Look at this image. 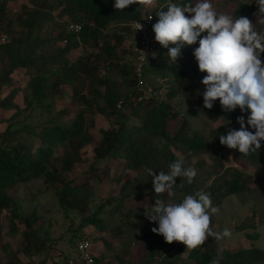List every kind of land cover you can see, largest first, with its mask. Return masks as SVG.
Instances as JSON below:
<instances>
[{
    "label": "trees",
    "instance_id": "16d2710c",
    "mask_svg": "<svg viewBox=\"0 0 264 264\" xmlns=\"http://www.w3.org/2000/svg\"><path fill=\"white\" fill-rule=\"evenodd\" d=\"M29 1L31 6L22 3L14 18L5 19L8 0H0V34L5 33L10 38L7 43L0 44V94L4 87H10L7 94L0 98V107L14 108L10 119H17L24 111H27L26 117L29 119L37 108L53 113L35 124L22 123L20 127H15L14 123L8 122L1 136L0 219L4 212L9 224L8 231L20 233L23 241L20 251L28 255L29 259L24 262L18 251H11L4 245L0 246L5 255L0 257V264H47L46 259L35 263L32 261L35 255L45 252L49 247L47 238L39 233L45 220L31 207L35 195L17 199L9 194V189L14 185L27 184L37 178H42L47 186L53 188L56 205L61 210L79 216L80 225L91 224L99 233L108 230L112 238L131 235L132 239L141 243L143 252L138 264H154L158 257V264H210L213 259H217L219 264H264V248L254 245L218 251L216 241L211 240L192 250L180 242L168 244L162 236L151 231L158 225L150 222L145 215L151 211L156 199L166 202L169 197H173L172 200L181 201L184 196L195 195L198 191L208 194L214 207L230 195H235L241 202L264 195V188L259 190L256 187L258 191H254L249 187L252 180L250 175L244 174L237 167L222 166L220 161L222 153L219 151L223 145L219 142V136L226 134L228 130H239L238 117L243 116L246 130L254 133L255 130L246 123L250 112L246 110L239 114L237 108L225 120L219 100L214 102L212 109L204 108L202 93L194 98L188 113L198 116L200 113L220 111L219 115L225 118L210 131L215 146L214 153L209 156L211 164L205 163L203 158L196 163L202 167L208 166L204 169L206 175L198 176L197 173L191 184L186 183L185 178L177 177L174 196L154 192L153 177L148 176L146 168L153 169L156 174L160 171L167 173L169 164L177 160H182V166L188 168L186 161L174 151L176 148L210 153L205 136L192 128L186 115L180 114L179 124H175L170 133L167 129L169 121L179 116L169 99L175 96L187 99L197 90L193 79L203 73L199 71L193 56L198 43L184 46L175 64L167 56L168 49L157 43L154 50L156 55L146 69L150 68L158 74L168 71L175 84L169 87L165 99L154 96L138 99L143 92L136 87L137 76L133 63L131 60H124V49L121 50V55L116 51L117 44L123 41L124 33L131 30V22L143 17L138 4L116 10L113 6L115 0ZM227 1L231 0H223L219 3L220 6L217 5L215 11L218 14L248 18L249 13L258 9L256 0H250L249 3L236 0L233 9L227 13L219 8H224ZM169 2L177 5L190 3L194 6L192 0H168L167 3ZM53 10H57L55 15L52 14ZM185 15L190 17L189 13ZM53 16L57 18L53 24L59 26V29L54 35L45 36L44 23L52 20ZM157 20L158 17H155L153 24ZM72 23H78L80 29L70 30L68 26ZM110 24L118 25L119 28H112L108 32ZM17 26L16 31L14 28ZM48 42L49 49L46 50L44 45ZM95 48H98L97 53L92 52ZM73 49L79 50L75 56L71 55ZM86 50L90 52L85 53ZM101 60L106 64L103 65L102 75H99ZM177 62H184L185 67ZM15 71L22 73V77L27 76L22 89L25 90L22 107L13 99L21 91L19 87L12 86ZM116 75L120 81L115 78ZM66 88L70 91L71 104L79 107L74 109L72 117H66L61 122L59 118L69 115L71 107L64 106L55 111L52 107L54 98ZM119 101H122L121 107H117ZM94 113L114 118L106 128H100L97 135L91 132L87 122V117ZM17 130L32 135L33 140L30 143L8 140L7 136H12ZM167 135H171L174 150L167 145L161 146L160 158L153 162L150 153L153 146L149 138H165ZM89 144H93L94 161L88 167V173H102L106 176L107 168L100 171L98 166L109 159H124L126 170L133 172L132 177H114L118 185L117 196L107 197L95 207L91 204L87 181L78 183L73 178L66 177L74 164L81 160L83 147ZM242 156L254 165L261 164L264 169V141L261 142L259 152ZM139 197L144 198L142 203L136 206L124 205L126 200ZM255 213L257 212L252 209L250 217L236 225V231L246 232L247 239L250 240L257 238L251 231H255L257 225L264 226V207L258 213L257 220L254 218ZM210 217L211 225L212 213ZM20 226L23 228L20 229ZM101 237L100 235L99 238ZM103 243L108 250L113 248L110 242L103 240ZM121 244L130 246L129 241ZM99 255H94L95 264H106ZM117 261L118 264H127L119 256ZM49 264L57 263L51 261Z\"/></svg>",
    "mask_w": 264,
    "mask_h": 264
},
{
    "label": "rangeland",
    "instance_id": "374dc122",
    "mask_svg": "<svg viewBox=\"0 0 264 264\" xmlns=\"http://www.w3.org/2000/svg\"><path fill=\"white\" fill-rule=\"evenodd\" d=\"M193 4L199 2V0H192ZM223 0H210L212 3L214 9H216L217 5L220 6V2ZM236 0L227 1V4H225L224 8L219 7L221 10L227 12L231 11L233 9V6L235 5ZM244 3H249L250 0H241ZM167 3L168 0H157V4L155 7L151 8H145L143 6L139 7L141 13L143 14V17L145 16H151L152 19H154L156 16V11L161 10V6H163ZM27 4V6H31L29 0H8V2L5 5V19L7 17H15V14L19 12V8L21 7V4ZM30 4V5H29ZM57 10H53L52 14H56ZM228 13V12H227ZM258 9L249 13L248 19L254 23V26L258 32L264 33V24H260L257 22V14ZM54 18L48 22L44 23V31L43 34L45 36H48L49 34L54 35L58 29L59 26H56V24H53V21H57V18L53 16ZM4 18V16H3ZM70 25V24H69ZM68 26V25H67ZM69 28V26H68ZM108 32L113 30H117L119 28L118 25H112L110 24L108 26ZM16 31L18 29V26L14 28ZM70 29V28H69ZM133 31L130 30L127 33H124V38L121 43L117 44L116 51L121 53V50L124 49L126 51L124 56V60H131L133 63V55L131 50L129 49V41H135L136 37L132 34ZM134 38V39H133ZM8 37V41H9ZM7 41V42H8ZM6 42V43H7ZM156 42V48H157ZM49 42L44 45L46 47V50L49 48L47 47ZM132 47V46H131ZM43 48V47H40ZM98 48H95L92 50L93 53H97ZM79 52L78 49H73L71 52V55L75 56ZM90 52V50H86L85 53ZM154 53H156L154 51ZM69 55V56H71ZM156 55V54H155ZM132 58V59H131ZM261 60L264 61V53H261ZM186 62V61H184ZM184 62H177L182 67H185ZM106 64V62L99 61V75H102V72L104 71L103 65ZM188 66V65H187ZM115 74V73H114ZM14 75V82L12 83L13 87H19L21 91L17 92L15 97L13 98L15 103L18 104L20 107L23 106V96L25 93L24 84L25 80L27 79V76L22 77V73H19V71H15L13 73ZM206 75V73H202L200 77H197L196 79H193L194 84L197 86V90H195V94L189 98H185L183 96H175L171 99H169V102L173 105V107L178 111L179 116H176L175 118H172L169 121V125L167 127L169 133L170 130L173 128V126L176 124H179L181 120V115H186L191 123L192 128L197 129L200 131L202 135L205 136V139L209 145V151L210 153H205L203 151H197L192 152L185 148H176L175 150L172 148L173 144H171V135H167L165 138L157 137V136H151L150 142L153 146L151 150V157L153 159V162H156L160 158V151L161 146L167 145L170 149L172 148L182 159L186 161L189 167L195 168L196 172L198 173V176H205V171L208 166L204 165L199 166L197 165V161L199 159L205 160V163H210L211 160L209 156H211L215 151V146L213 142V138L211 135V129L216 127L218 124L224 121L225 118H222V116L219 115V112H214L211 114L207 113H200L198 116H192L188 113L189 107L192 106L194 98L197 96V94L203 93L205 90V86L201 83L203 77ZM115 78L120 81V78L116 75ZM146 83L148 84V87L155 88L156 90H159V93L157 98H163L165 99V95L169 89L170 86L175 84L174 78L172 74H169L168 71H166L164 74H158L155 73V71L151 70L150 68L146 69L145 77H144ZM10 87H4L0 94V98L4 97L7 92L9 91ZM123 89V86H122ZM70 91L66 88L62 92L61 95L56 96L54 98V106L52 107V110H58L62 107H71V111L69 112V115L62 116L59 118L61 122L69 117H72L74 109L79 107L78 105H72L70 101ZM14 111V108H1L0 107V140L1 136L4 133V129L7 126L8 122L14 123L15 127H20L22 123H36L38 121L45 120L48 116H50L53 111L46 112L42 108H37L32 112V115L28 119L26 117L27 111H24L22 114H20L17 119L13 118L10 119L12 113ZM236 111V110H235ZM239 114L242 112L240 110ZM231 112H224V115L226 116L227 120L230 116ZM224 116V117H225ZM10 119V120H9ZM18 119H21L18 121ZM113 116L101 115L98 113H94L92 116L87 117V122L89 125V128L91 129V132L95 135L98 134V130L100 128H106L111 121H113ZM136 120V119H135ZM138 120V119H137ZM8 140L13 141H19V142H25L30 143L33 140L32 135L28 134L25 131L17 130L12 136H7ZM93 144H89L81 150V160L74 164L71 171L66 175L67 178H73L76 182L80 183L82 181H87L88 186L90 188V199L91 204L93 207L98 205L99 203L103 202L107 197L110 196H117L118 192V185L116 184L114 177L118 175H127L128 177L133 176V172L131 170H126L124 167V159H109L107 162H101L98 166L100 171L107 168L108 173L106 176L101 174H91L88 173V167L92 164L94 161V155L92 151ZM222 153L221 158V165L222 166H233L240 168L243 170V173L246 175H250L252 177L251 182L249 183V187L253 189L254 191H258L256 187L260 189L264 188V169L261 164H252L249 161H247L242 154L237 149H228L226 146H223L220 151ZM102 176V177H101ZM263 193V192H261ZM9 194H11L14 197H17V199H21L23 197H27L29 195H35V198L33 199L31 203V207H34L37 211V213L40 215L41 218L45 220V222L42 225V228L39 229V233L42 236H45L47 238V243L49 245L48 250H46L43 253H40L39 255H35V257L32 259L34 263L36 261L44 260L46 259L47 262H56L57 264H66L68 260H77V250L75 249V243L77 239L80 237V235H86L90 238L92 241V252L94 255H100L102 262L106 264H118V256L123 259V262H131V264H138L142 257V250L143 247L141 243L137 242V240L132 239L131 235H125L121 238H112L108 234V230L104 232H100L95 229L91 224H79V216H77L73 212L63 211L56 205V196L54 194L53 188L46 185V182L43 181L42 178H37L35 181L29 182L27 184H17L14 185L11 189H9ZM173 197H169L166 202L168 201H175L179 202L176 199H173ZM144 201V198H131L129 200L125 201V206H136L139 203H142ZM219 211L217 213H212L213 222L210 225V228L213 232L221 233L224 229H229L231 231V236L226 237L221 240H216L214 237H208L206 241H216L218 245V251H220L223 248H227L229 250H234L239 247H249L250 245H254L259 248H264V226L257 225L255 231H251L252 234L256 235L257 238L253 239H247V233L236 231V225L240 223L241 221H244L245 219L250 217L251 210L254 209L257 213L254 214L255 220H257L258 213L261 212L262 208L264 207V195L257 198L251 197L250 200L246 202H241L235 195L226 196L222 203L217 206ZM39 223V222H38ZM37 223V224H38ZM36 224V225H37ZM8 220L4 216V212L2 213V218L0 219V246L7 245L11 251H18L20 253V256L24 262H27L29 259L25 254H22L20 251L21 245H22V239L20 236V233H10L8 231ZM35 225V226H36ZM23 227L20 226V229ZM20 231V230H19ZM100 235L102 236L101 238ZM162 236V235H160ZM163 237V236H162ZM103 240H106L110 242V245L113 246L112 249L105 248V244L103 243ZM129 241L130 246L122 245V242ZM205 241V242H206ZM183 256L185 253L182 254ZM4 252H2L0 248V257L3 258ZM158 257L155 260L154 264L159 263Z\"/></svg>",
    "mask_w": 264,
    "mask_h": 264
},
{
    "label": "clouds",
    "instance_id": "9594fccd",
    "mask_svg": "<svg viewBox=\"0 0 264 264\" xmlns=\"http://www.w3.org/2000/svg\"><path fill=\"white\" fill-rule=\"evenodd\" d=\"M133 4L151 8L156 6L157 0H115L113 6L116 10H123ZM256 4L257 22L264 24V0H256ZM155 13L158 20L152 26L154 39L168 49L167 56L174 64L184 46L198 43L193 56L199 71L206 73L201 81L205 86L203 107L212 109L214 102L219 100L224 112L237 108L242 113L250 112L246 123L255 130L254 133L246 130L241 116L237 119L239 130H228L220 135V144L228 149H237L244 156L259 152L264 141V61L261 60L264 33L258 32L247 17L218 14L210 0H199L194 6L169 2ZM74 27L79 30L78 25ZM136 28L142 30L143 25L138 23ZM182 165V160H177L169 164L167 173L160 171L159 174L151 168L145 169L148 176L153 177L156 194L174 196L177 177L192 183L197 175L195 168ZM218 211L210 196L198 191L195 195L184 196L179 202L156 199L151 211L145 215L158 225L151 231L162 235L166 243L180 242L192 250L203 245L208 237L221 240L231 236L227 228L221 233L211 230L210 213ZM210 264H219V261L213 259Z\"/></svg>",
    "mask_w": 264,
    "mask_h": 264
},
{
    "label": "built area",
    "instance_id": "2783aa9c",
    "mask_svg": "<svg viewBox=\"0 0 264 264\" xmlns=\"http://www.w3.org/2000/svg\"><path fill=\"white\" fill-rule=\"evenodd\" d=\"M149 17L150 16L148 15L142 17L141 19H136L130 24V28L136 36V42L131 47V51L134 54V72L137 76L136 87L143 92L138 99L149 96L157 97L158 94H160L159 90L148 87V84L143 77L144 71L150 60L155 57L154 50L156 47V41L154 39V32L152 31L154 19H152V17L151 19H148ZM138 23L143 25L142 30H137L136 26ZM77 25L80 29V25L78 23H72L69 25L70 30L78 31L76 27H74ZM7 41L8 35L5 33L0 34V44L6 43ZM121 102L122 101H119L117 103V107H121ZM75 249L77 250L78 255L77 260L69 259L67 264H74V261L79 264H89V261H91V264H95L94 254L92 252V241L88 236L80 235L75 243ZM46 263L49 264V262Z\"/></svg>",
    "mask_w": 264,
    "mask_h": 264
},
{
    "label": "crops",
    "instance_id": "0c3cea01",
    "mask_svg": "<svg viewBox=\"0 0 264 264\" xmlns=\"http://www.w3.org/2000/svg\"><path fill=\"white\" fill-rule=\"evenodd\" d=\"M132 34L135 35L134 33H132ZM134 38H135V40H136V37H134ZM134 38H133V39H134ZM134 43H135L134 41H129V49H130V50H131V46L134 45ZM131 52H132V51H131ZM132 55H133V60H134V54L132 53ZM133 64H134V62H133ZM143 77H145V76H143Z\"/></svg>",
    "mask_w": 264,
    "mask_h": 264
}]
</instances>
